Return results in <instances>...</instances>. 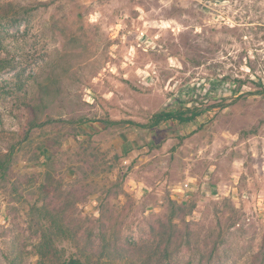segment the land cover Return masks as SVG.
<instances>
[{
  "label": "rangeland",
  "instance_id": "rangeland-1",
  "mask_svg": "<svg viewBox=\"0 0 264 264\" xmlns=\"http://www.w3.org/2000/svg\"><path fill=\"white\" fill-rule=\"evenodd\" d=\"M4 15L0 56L36 67L45 124L37 87L0 98V264H39L34 206L68 191V253L141 250L174 215L173 264H264V0H0ZM189 108V124L106 122Z\"/></svg>",
  "mask_w": 264,
  "mask_h": 264
},
{
  "label": "trees",
  "instance_id": "trees-1",
  "mask_svg": "<svg viewBox=\"0 0 264 264\" xmlns=\"http://www.w3.org/2000/svg\"><path fill=\"white\" fill-rule=\"evenodd\" d=\"M9 15L0 17L2 20H10ZM36 67L30 65H22L10 57L0 56V98L11 96L23 101H32L34 99V89L38 88V105L34 106L29 104L31 109L32 119L30 121L31 128H38L45 123H41L40 115L41 105L44 103L42 91L45 88L43 78L35 74ZM264 91H256L254 94H263ZM202 115L198 109H179V110H166L154 114L146 125L137 124L133 121H106L109 125H121L129 123L154 129L165 123H178L189 124ZM13 149L10 152L0 155V184L5 182L8 178L9 171L12 164ZM63 202L56 203L50 201L43 203L42 206H34L38 210L41 217V236L39 242L36 244L35 249L39 256V264H118L117 261L127 263L132 262L131 256L140 254L143 258V264H173L176 253H180V244L175 246L179 240L175 229L174 218L163 223L160 231L156 233L152 243H149L141 248V250L128 249L121 245L117 240L110 239L105 241L103 252L110 255V260L103 262L100 258L94 259L91 255L68 253L65 248H61L57 241L64 240L69 237V232L66 229V215L69 208L79 201H72L74 193L68 191L64 192ZM79 200V199H78ZM194 205L192 206V209ZM111 246L110 252L107 251ZM131 250V251H130ZM108 255V256H109ZM11 264H21L19 256H16L11 261ZM125 264V263H124ZM136 264V263H131Z\"/></svg>",
  "mask_w": 264,
  "mask_h": 264
}]
</instances>
